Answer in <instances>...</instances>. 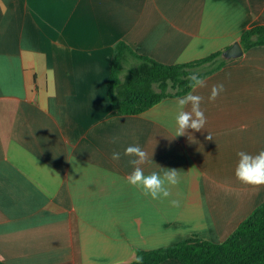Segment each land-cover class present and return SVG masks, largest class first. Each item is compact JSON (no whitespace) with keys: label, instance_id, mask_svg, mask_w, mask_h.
Here are the masks:
<instances>
[{"label":"crops","instance_id":"crops-1","mask_svg":"<svg viewBox=\"0 0 264 264\" xmlns=\"http://www.w3.org/2000/svg\"><path fill=\"white\" fill-rule=\"evenodd\" d=\"M260 23L264 0H0L6 264H118L193 235L225 240L264 201V186L235 175L238 152L264 150V45L204 77L206 87L193 94L204 98L205 129L182 136L176 116L183 96L139 114L113 108L110 63L119 40L182 63L225 50ZM221 83L224 91L210 102ZM132 145L148 154L145 175L179 171L170 198L154 200L128 183L134 157L124 153Z\"/></svg>","mask_w":264,"mask_h":264},{"label":"trees","instance_id":"trees-1","mask_svg":"<svg viewBox=\"0 0 264 264\" xmlns=\"http://www.w3.org/2000/svg\"><path fill=\"white\" fill-rule=\"evenodd\" d=\"M240 42L245 50L264 45V24L246 29ZM223 51L187 62L165 63L119 40L108 80L113 108L122 114H139L164 98L186 95L192 90L190 74L204 78L229 61ZM137 257L143 258L142 264H161L172 258L183 264H264V201L221 242L193 235L172 245L139 249L133 260L118 264H137ZM0 264H6L1 257Z\"/></svg>","mask_w":264,"mask_h":264},{"label":"clouds","instance_id":"clouds-1","mask_svg":"<svg viewBox=\"0 0 264 264\" xmlns=\"http://www.w3.org/2000/svg\"><path fill=\"white\" fill-rule=\"evenodd\" d=\"M188 80L189 87L192 91L183 97L177 98L179 111L176 116V123L178 125L176 136L185 135L189 129L195 131L205 129L207 123L204 110L201 109L204 98L200 95L193 94L197 87H206V80L194 73L188 76ZM223 91L224 85L222 83L213 85L211 95L208 98L209 101L214 102ZM188 105H191L190 111L185 110ZM189 139L194 140L195 138L189 135ZM208 139H212L211 135ZM113 142H116L115 138H113ZM124 155L134 157L129 160V164L134 169L127 177L130 185L142 188L144 194L154 200L167 199L172 196L171 188L178 186L181 182V176L177 169L166 168L163 176L158 172H151L145 175L141 165L150 163L148 154L145 151L138 145H132L127 147ZM237 155L239 161L235 170L236 178L246 185L254 187L264 186V150L255 155L240 151ZM111 158L119 161L121 158L120 153L113 152ZM170 203L174 207L180 206V201L176 199H171ZM142 260V257H137V264H142Z\"/></svg>","mask_w":264,"mask_h":264},{"label":"water","instance_id":"water-1","mask_svg":"<svg viewBox=\"0 0 264 264\" xmlns=\"http://www.w3.org/2000/svg\"><path fill=\"white\" fill-rule=\"evenodd\" d=\"M244 53V47L240 41H236L234 44L229 46L223 51V56L226 59L236 58Z\"/></svg>","mask_w":264,"mask_h":264}]
</instances>
